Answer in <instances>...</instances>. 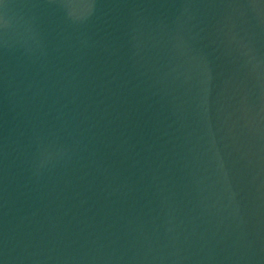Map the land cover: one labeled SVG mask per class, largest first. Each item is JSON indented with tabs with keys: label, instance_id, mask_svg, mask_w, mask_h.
Wrapping results in <instances>:
<instances>
[{
	"label": "water",
	"instance_id": "water-1",
	"mask_svg": "<svg viewBox=\"0 0 264 264\" xmlns=\"http://www.w3.org/2000/svg\"><path fill=\"white\" fill-rule=\"evenodd\" d=\"M0 264H264V0H0Z\"/></svg>",
	"mask_w": 264,
	"mask_h": 264
}]
</instances>
